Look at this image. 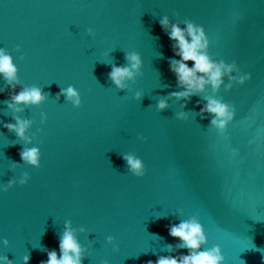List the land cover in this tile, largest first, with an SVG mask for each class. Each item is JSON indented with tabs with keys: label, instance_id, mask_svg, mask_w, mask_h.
<instances>
[{
	"label": "water",
	"instance_id": "obj_1",
	"mask_svg": "<svg viewBox=\"0 0 264 264\" xmlns=\"http://www.w3.org/2000/svg\"><path fill=\"white\" fill-rule=\"evenodd\" d=\"M164 16L202 25L212 58L236 60L252 79L231 90L208 86L187 101L168 96L180 89ZM0 47L18 67L15 90L37 85L48 97L15 112L7 106L13 89L0 76V185L23 172L31 177L0 192V241H9L0 256L23 264L30 255L29 264H40L44 246L59 253L70 221L88 249L82 264H145L187 253L167 249L177 242L168 227L195 216L203 248L219 245L224 264H264V0H0ZM130 52L143 64L120 89L108 72L111 63L128 64ZM69 85L81 92L80 107L57 100ZM210 96L236 108L223 136L199 113ZM161 98L168 106L158 110ZM14 116L32 121L30 144L2 126ZM33 145L39 168L19 155ZM124 153L144 160V177L129 172Z\"/></svg>",
	"mask_w": 264,
	"mask_h": 264
},
{
	"label": "clouds",
	"instance_id": "obj_2",
	"mask_svg": "<svg viewBox=\"0 0 264 264\" xmlns=\"http://www.w3.org/2000/svg\"><path fill=\"white\" fill-rule=\"evenodd\" d=\"M161 28L166 32L168 38L173 42L171 47L173 57L169 58V70L175 74L177 87L179 91H172L168 96L185 101L198 93L204 92L206 87L210 86L214 91H218L221 86L225 90H231L235 86L244 85L252 79V73L241 70L238 62L232 60L228 62L224 59H213L209 54L211 44L210 38L205 28L191 20H185L183 27L176 22L171 21L167 16L159 20ZM89 35H95L93 28L87 29ZM16 51L20 52V46L17 45ZM175 57H179L176 59ZM21 60L26 57L21 53ZM128 64L117 65L111 63L109 78L120 89L128 86V81L133 79L136 73L142 67L143 61L138 52H130L125 56ZM188 61L193 64L189 66ZM0 76L13 91L9 94L7 106L15 112L23 110L22 106L36 105L39 106L47 100V93L37 85L24 86L18 91L15 85L19 83L18 67L14 63V58L7 48L0 47ZM225 77L227 83H225ZM6 89L0 87V92ZM63 96L66 101L71 102L73 107H80L83 103L81 92L74 86L69 85L67 88H60L56 94L57 100ZM142 93L137 92L135 97L140 99ZM205 103L199 107V113L203 119L205 115L210 116L209 124L215 129L218 135L223 136L230 123L236 118V108L223 100L215 97H205ZM199 104V101H197ZM168 106V101L161 98L157 102V109L163 110ZM188 113L181 112L178 116L187 117ZM42 122L46 120V113H41ZM15 123L5 122L2 126L8 130L14 131L16 136L31 143V136L27 135L32 121L14 116ZM21 160L33 167L41 166L42 153L38 146L24 147L19 153ZM122 158L127 162L128 170L135 177H144L146 175V165L144 160L132 153H124ZM13 162V166H15ZM31 179L29 173L23 172L17 179L9 180L6 184L0 185V192H7L13 185H27ZM81 227L79 231H84ZM168 234L177 238L175 245L169 243L166 245L169 251L175 249H187V253L178 255H162L155 261L148 260L145 264H224L225 255L219 245L211 248H203L207 242V236L204 226L195 216L180 220L178 223H172L168 227ZM106 240L113 246V250H118L115 236H107ZM0 243L5 246L9 244L5 237ZM59 253L55 249H49L44 246L47 259L40 261V264H82L85 253L88 249L81 244L77 230L74 229L70 221L65 222L64 230L59 236L58 243ZM30 255L23 256V264H29ZM0 264H13V261L7 256H0ZM101 264H110L109 260L104 259Z\"/></svg>",
	"mask_w": 264,
	"mask_h": 264
}]
</instances>
